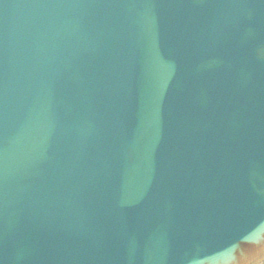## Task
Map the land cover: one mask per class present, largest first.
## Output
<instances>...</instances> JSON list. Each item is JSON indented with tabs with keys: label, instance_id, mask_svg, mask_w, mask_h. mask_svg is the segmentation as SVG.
I'll use <instances>...</instances> for the list:
<instances>
[{
	"label": "water",
	"instance_id": "obj_1",
	"mask_svg": "<svg viewBox=\"0 0 264 264\" xmlns=\"http://www.w3.org/2000/svg\"><path fill=\"white\" fill-rule=\"evenodd\" d=\"M0 264H264V0H0Z\"/></svg>",
	"mask_w": 264,
	"mask_h": 264
},
{
	"label": "snow or ice",
	"instance_id": "obj_2",
	"mask_svg": "<svg viewBox=\"0 0 264 264\" xmlns=\"http://www.w3.org/2000/svg\"><path fill=\"white\" fill-rule=\"evenodd\" d=\"M251 242V241H250Z\"/></svg>",
	"mask_w": 264,
	"mask_h": 264
}]
</instances>
